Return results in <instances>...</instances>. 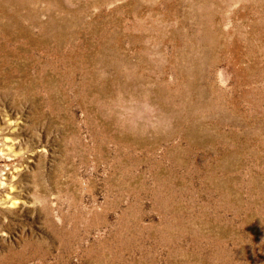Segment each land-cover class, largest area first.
Instances as JSON below:
<instances>
[{
	"label": "rangeland",
	"instance_id": "374dc122",
	"mask_svg": "<svg viewBox=\"0 0 264 264\" xmlns=\"http://www.w3.org/2000/svg\"><path fill=\"white\" fill-rule=\"evenodd\" d=\"M0 264H264V0H0Z\"/></svg>",
	"mask_w": 264,
	"mask_h": 264
}]
</instances>
